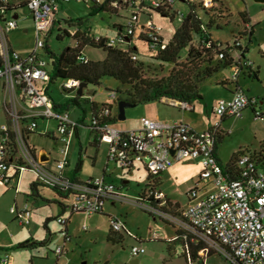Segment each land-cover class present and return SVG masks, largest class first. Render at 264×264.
I'll return each instance as SVG.
<instances>
[{
	"label": "built area",
	"instance_id": "1",
	"mask_svg": "<svg viewBox=\"0 0 264 264\" xmlns=\"http://www.w3.org/2000/svg\"><path fill=\"white\" fill-rule=\"evenodd\" d=\"M0 103L10 104L7 108V121L0 125V183L8 184L16 178L17 185L25 171L35 172L39 182L70 192L65 207L72 212L87 214L100 213L107 202H129L138 205L156 218L172 224L177 231L183 250L187 253L188 264H264V156H253L250 152L238 155L235 167L226 168L216 151L220 121L205 131H198L181 120H159L142 117L141 126L133 129H121L107 121L115 117L113 108H100L90 118L88 128L95 131L101 141L108 142V159L118 163L123 169H132L141 165L152 176L166 171L175 162L185 159L198 160L202 165L199 180L188 191L190 201L181 209L168 204L160 191H149L147 197L137 196L136 200L127 197L114 182L105 176H96L87 180L67 177L64 170L69 163L68 149L78 127L82 125L66 109L55 106L49 93L48 83L51 72L45 47L52 26L58 21L60 4L71 1L92 3L93 0H0ZM19 1L27 3L32 17L35 41L31 50L23 55L10 40V33L18 28L19 12H10L8 5ZM101 1V0H96ZM176 0H112V6L129 13L125 16L124 28L114 37H107L106 45L115 47L129 43L130 37L138 38L142 34L158 41L161 37L152 20L139 22L141 14L139 4L145 2L153 7L172 5ZM210 6L211 0H203ZM180 18L183 13L180 11ZM18 18H14V15ZM102 36H96L100 40ZM230 53L234 56V46L241 45L239 39L230 44ZM166 44L162 45L164 48ZM225 46V45H224ZM239 51V50H238ZM241 52L234 56L230 80L234 84L232 96L219 99L214 105V113L222 119L226 116L241 118L246 108L254 106L255 117L264 120V106L250 98L239 84L240 75L252 68V61L241 59ZM223 58L224 52L219 53ZM137 55L133 54L132 59ZM87 61L88 57L81 55ZM77 84L69 80L63 84L72 90ZM111 99L116 98L111 93ZM184 110H191L189 102L172 101ZM263 102V101H262ZM40 119L53 120L56 128L53 134L59 140L62 155L55 161L52 169L45 160L35 154L28 143V134L35 132ZM26 120V121H25ZM45 134H49L48 131ZM8 171H11L10 177ZM17 172V175L14 174ZM155 178H151L150 184ZM199 187L207 191L198 197ZM209 188V190H207ZM198 197V198H197ZM18 211L17 219L23 226L31 224L32 209L28 203ZM57 221L66 224L67 219L58 217ZM114 232L124 230V221L116 216L109 219ZM203 245L214 253L204 258H192L191 246ZM133 257L145 252V247L135 244L131 247ZM55 253L60 256L64 247L58 245ZM201 254V249L198 251ZM218 256L219 262L210 261ZM0 264H11V256L0 257Z\"/></svg>",
	"mask_w": 264,
	"mask_h": 264
},
{
	"label": "rangeland",
	"instance_id": "2",
	"mask_svg": "<svg viewBox=\"0 0 264 264\" xmlns=\"http://www.w3.org/2000/svg\"><path fill=\"white\" fill-rule=\"evenodd\" d=\"M14 1V0H10ZM198 2L200 0H191ZM197 5V4H196ZM207 6V5H206ZM178 12L187 13L189 11V4L183 0H176L173 6ZM208 7V6H207ZM197 11L206 24L208 17L214 22L222 25L221 27L213 26L209 29L212 39L225 45L226 43L232 44L234 38L241 39L244 46L248 47L247 59L263 63L262 54L264 52V1L259 0H220V3L212 7L208 12V17L199 10ZM246 11L255 24L254 38L249 41L242 33L243 24L239 13ZM18 28L10 33V40L15 48L23 55L27 54L35 41L34 24L32 17L27 8L22 7L18 10ZM170 12V11H169ZM172 12V11H171ZM129 11L119 9L118 13L111 10L99 12L93 8V4L85 3L83 1H71L68 3L60 4V10L57 17L59 21H55L52 26V33L48 38L49 46L56 52H60L64 47L72 44L74 39L69 36H63L62 39H57V27H67L70 21L77 23L78 19H84V23L80 28L95 36L114 37L117 35V25H124L125 16ZM141 24L145 25L146 22L152 19L153 25L157 27L158 34L165 42L172 39L175 30L181 25L180 14H177L173 20L169 15H164L156 11H147L139 15ZM24 29H27L25 32ZM240 30V31H239ZM239 31V32H238ZM199 38L194 35L191 41V46L195 48L194 56L188 58V47L182 51L176 63L163 62L158 59L157 55L150 53L147 43L143 40L134 39V43L138 47L137 63L141 64V71L143 78L153 83H166V79L172 75V82L174 78L186 77L187 81L196 83V86L202 85L201 92L204 96V101H196L198 107L195 112H184L192 118H196L201 123L207 122V115L211 118V104L221 94L227 93V88L220 85L224 81L225 76H229L230 70L222 68L218 73L212 75L210 78L197 84V81L202 78L201 70L208 64L207 60L211 59V66L217 61V56L214 51L203 52L200 45ZM200 51L201 55H199ZM85 53L90 59H102L105 52L101 49L86 48ZM186 75H183V73ZM201 73V74H200ZM200 74V75H198ZM65 83L64 80L58 79L49 86V93L53 100L60 103H66L70 100L74 92L62 91L61 86ZM110 89L125 92L133 91L131 86H123L119 88V82L115 79L108 80ZM107 88V87H106ZM85 94L95 95L96 101L101 104L102 100L105 103L110 99L111 93L107 90L99 91L89 85ZM120 95H122L120 93ZM125 95V94H123ZM166 100V99H165ZM162 106L163 101H153L146 104H139L129 106L125 111V119L118 120L113 123V126L121 129L137 128L144 113H149L156 110L160 119L168 114H176L180 112L176 107L168 105L169 101ZM86 110V118L84 119L85 125L90 124V111L89 108L83 105ZM11 105L0 103V125L7 121V108L10 109ZM65 109V108H64ZM70 115L76 117L79 114V107L70 105L68 108ZM155 119V118H154ZM157 119V118H156ZM236 119H232L230 126L239 127ZM246 125L243 130L238 129L236 132L230 134L225 139V145H233L238 139L252 141L257 145L264 144V120L253 122L251 118L246 119ZM256 121V120H255ZM47 126V127H46ZM55 131L56 122L53 120L40 121L37 130H44V128ZM36 130V131H37ZM31 140L37 143L38 148H45L51 151L53 157L59 158L57 153V141L53 137H48L41 133H33ZM55 140V141H54ZM88 137L84 130L81 135L80 144L76 139L71 143L68 149V159L70 165L66 166V170H72L79 158L82 160V169L80 176L86 178L94 175H101L104 167L108 164L110 175L106 177L108 180L114 182L118 187H122V180H128L127 189H122L124 194L132 200L137 199L139 191L144 187V168L140 165V170L129 173L127 169H123L118 163L108 159L109 147L108 142L102 141L99 145L98 151L96 147L88 143ZM260 147V146H259ZM94 157V159H93ZM179 164H173L169 167L168 173L172 174V181L164 182L161 189L169 191L174 200H177L180 206H186L188 202L187 185L190 180L191 174L194 172V167L187 166L179 173ZM1 175V171H0ZM11 171H8L10 177ZM23 182L17 185L16 178L11 179L10 183H0V254L6 256L11 254L14 264H131L133 259L131 247L137 244L135 236H143L150 238L153 233L169 232L173 233V228L161 221L154 219V216L147 211L140 208L134 203H118L114 207V211L122 212L123 216L127 211V230L130 231V236L122 232L126 238L125 240L113 242L108 241V236L112 234L110 221L107 215L94 213L88 215L87 213H75L71 219V230L74 233L70 242H65L64 253L58 257L55 253V248L60 245L64 246V236L59 232L64 230V226L60 225L56 220L57 215L60 213V204L53 198L57 197L54 190L40 186L39 191L42 197L33 200L29 195L31 194L30 182L36 179L35 172L32 170L23 173ZM209 190V188H207ZM207 191L199 187L197 196L203 197ZM33 197V196H32ZM25 203H28L32 209L31 224L23 226L17 219L18 211L15 208H22ZM106 208L110 207L109 202L105 204ZM111 209V207H110ZM64 218H68L69 212H66ZM122 216V217H123ZM49 227L52 233H55L54 239L50 240L48 245L35 246L33 248L18 247V244L24 239L33 236L37 240H44L49 237L44 223L47 218H51ZM145 251L138 257V264H187L185 257L181 255V251L168 252L166 242H158L153 239L144 242ZM201 246V254L199 257L204 258L207 255L214 253L211 248ZM66 248V251H65ZM59 258V260H57ZM210 261L219 262L218 256H213ZM200 264V263H199Z\"/></svg>",
	"mask_w": 264,
	"mask_h": 264
},
{
	"label": "trees",
	"instance_id": "3",
	"mask_svg": "<svg viewBox=\"0 0 264 264\" xmlns=\"http://www.w3.org/2000/svg\"><path fill=\"white\" fill-rule=\"evenodd\" d=\"M189 4V11L187 13H183L181 17V25L179 28L175 30V33L171 40L165 42L162 37L159 38L158 41L152 40L148 35L142 34L138 38L130 37L129 43L121 44L115 47H109L106 45L107 36H102L100 40H96L95 35H91L89 32L84 31L80 28V26L84 23V19H78L77 23L70 21L68 26L66 27H58L56 37L57 39H62L63 36H69L74 39V42L66 47H64L60 52H56L53 50L49 44L47 43L45 47V53L50 61L51 72L49 77L48 88L50 84L54 83L58 79H62L65 82L69 80H74L77 84L72 90H67L62 85V91L65 92H74L73 97L68 100L66 103H61V107L68 110L70 105H75L78 107H82L79 103V100L82 98V95L77 93L79 85L81 83H86L87 85H91L94 88H98L99 86L104 85L105 79H115L119 82V88L123 86H131L133 91H119L118 89L112 90L109 89L110 93H115L116 98L114 100L109 99L108 102L102 104L101 108L109 107L113 108L114 105L119 101H124L129 104L139 105L146 104L153 101H178V102H190L191 99L196 98L198 96V85L196 83H192L191 81H187L186 77H177L174 78L172 82V73L166 79V83H153L147 81L143 78L141 71V64L137 63L136 60L132 59L133 54H138V47L134 43V39L143 40L147 43L148 50L150 53L157 55L158 59L163 62L176 63L178 58L180 57L183 50L188 47L187 57L190 58L194 56L195 48L191 46V41L193 36L196 35L200 40V45L202 47L203 52H211L214 51L217 56L216 63L211 66V59L207 60V65L203 70H201L202 78L197 81V84L203 82L204 80L210 78L212 75L218 73V71L222 68L230 69L232 64H234L235 58L230 53V48L232 46L230 43H226L225 46L222 43H219L212 39V36L209 32V29L213 26L221 27L219 23L214 22L213 19L208 17V12L212 9V7L216 6V4L220 3V0H211L212 4L210 6H206L203 0H200L195 3V1L191 0H183ZM1 3V1H0ZM199 10L202 11L207 17L208 20L206 24H203V20L197 11V5ZM174 5H166L164 7H153L152 5L140 2L139 8L141 13H147V11H156L158 13L169 15L171 19L175 18L178 11L173 7ZM27 8V3L25 1H19L16 5H8V10L10 12H17L20 8ZM93 8L98 10L99 12H103L106 10H111L114 13H118V8L112 6V0H101L96 1L93 0ZM170 11V12H169ZM172 11V12H171ZM240 18L243 24L242 33L244 36L251 41V37L254 32V25L251 24L250 18L248 17V13L246 11H242L239 13ZM125 18V17H124ZM123 26L117 25V33H120L123 30ZM209 28V29H208ZM240 31V30H239ZM238 31V32H239ZM52 32V30H51ZM237 39V38H234ZM166 44L164 48L162 45ZM86 48H96L101 49L105 52V56L102 59H90L85 53ZM235 50H239L241 52V59H246V53L248 51V47H243L242 45L234 46ZM200 51L199 55L203 53ZM224 52L223 58H219V53ZM81 55H85L88 57V60L85 62L80 59ZM1 65V58H0ZM249 70H251L249 68ZM252 71V70H251ZM200 73V74H201ZM198 74V75H200ZM183 75H186L184 72ZM256 76V74H254ZM64 84V83H63ZM228 84H233L230 78L224 79L222 82V86H227ZM234 85V84H233ZM84 89V88H83ZM120 93L122 95H120ZM125 94V95H123ZM93 108V107H92ZM83 109V107H82ZM92 115L94 116L98 110L95 108L92 109ZM118 120V112L116 117L111 119H107L111 123H114ZM92 131V130H91ZM95 132V131H93ZM253 156L258 157L264 156V144H261L259 150L255 153H252ZM238 155H235L232 159L231 163L226 164V168L235 167L236 159ZM82 169V160L79 158L78 162L75 165L73 171V179H77V175L81 172ZM148 174V182L144 185V187L140 190L138 196L147 197L148 201H153V197L148 198L147 193L149 191H158V188L161 185V176L162 173L155 174L154 176L150 175L147 170H145ZM14 174L17 175V172L14 171ZM155 178L152 184L149 183L151 178ZM91 179V178H89ZM39 186H46L55 191L57 196L60 199L67 200L70 192L64 191L57 187H51L46 184L39 182L36 179L31 185V194L30 196H39L37 194ZM126 185L122 184V187L125 188ZM170 202L168 201V204ZM61 205V204H60ZM62 206V205H61ZM103 212V211H102ZM100 212V213H102ZM58 218V217H57ZM56 218V220H57ZM53 218H47L44 223V228L47 233L51 235L50 229L48 227V222ZM64 225V224H63ZM179 232L177 233V235ZM50 242V237L44 240H35L32 237L20 242L18 247L24 248H33L35 246H45ZM201 249V246H191L190 247V255L192 258H197L198 251ZM212 255V254H210ZM185 260L188 264V256L187 253L184 252ZM201 263V261H199Z\"/></svg>",
	"mask_w": 264,
	"mask_h": 264
},
{
	"label": "crops",
	"instance_id": "4",
	"mask_svg": "<svg viewBox=\"0 0 264 264\" xmlns=\"http://www.w3.org/2000/svg\"><path fill=\"white\" fill-rule=\"evenodd\" d=\"M174 3H173V5H174ZM248 17L250 18L249 15H248ZM250 21H251V18H250ZM139 22H140V17H139ZM251 24H253L252 21H251ZM253 25H254V32H253V35L251 37V40L254 38V35H255V24H253ZM24 31L26 32L27 29H24ZM239 41H240V43H241V45L243 47H246V46H244V44H243V42H242L241 39ZM247 53H248V51H247ZM260 53L262 54V57L261 58L264 59V52L260 51ZM238 54H239V51L236 50L234 52V56H238ZM246 57H247V55H246ZM252 63H253L252 64V68H251L252 71L251 70H247L242 75H240L239 84L246 90V92H247V94L249 95L250 98L257 99L259 101V105L262 104L264 106V65H263V63H259V62H255V61H252ZM230 73H231V70H230ZM254 74H256V76H254ZM230 75L229 76H225L224 79H227L228 77H230ZM108 80L109 79H105L104 80V85L99 86L97 89H99V91H104V90L109 91L110 85L108 86ZM88 86L89 85H87V86L84 87V89H83L84 95L79 100V103L83 107V109H82V107H79V114L76 117H73L74 119H77L80 122H82V125L80 127H78V129L76 131V135L73 137L72 142L74 141V139H76L78 141V143L80 144V147L82 148L81 135H82V131L84 130V132H86L87 137H88V140H89L88 143L90 145H93L94 147H96V149L98 151L99 145L101 144L102 141L100 140V137H99V135L96 132L91 131L88 128V125H85L84 119L86 118V110H85V108H84L83 105H85L86 107L89 108L90 118H91L92 117V112H93L92 109L95 108L96 110H99L101 108L102 104L105 103L104 101H106V99L105 100H102L101 104H99L96 101L95 95H92L91 96V95L85 94V91L88 89ZM224 87L227 88V93L224 94V95L221 94L211 104V114L214 115V117L211 118V116H209V113H208V115H207V122L206 123H201L196 118L189 117L188 115H186V113H184V112H189V113L195 112L196 109L198 108L196 106V103L195 102L198 101V100L204 101L205 98H204V96H203V94L201 92L202 85L198 87V92H197L198 96L196 98L191 99L190 102H189L192 105V109L191 110H184L180 106L175 105L172 101H169L168 100L169 101L168 102L169 103L168 105H171V106L176 107L180 112H178L176 114H168V115H166L164 117L165 119H160L159 116H158L157 111L156 110H152L149 113H144L143 114V117H150V118H155V119L157 118L159 120H181L184 123L190 125L194 129H196L198 131H201V132L202 131H205V130L211 128V127H213L215 125L216 121L219 120L220 121L219 134H218V138H217V141H216L215 151H216V153H217L220 161L224 165H226L228 163H231V161H232V159L234 158L235 155H239L242 152L255 153V152H257L259 150V146H261V145H259L257 148H254V145H257L254 142L248 141V140H240V139H238L235 143H233V145L229 146V145H225L226 144L225 139L228 136H230V134L236 132L238 129L243 130V128H244V126L246 125V122H247L246 119L251 118L253 122H257L258 120L259 121H262V120L257 119L255 117V111H254V108L255 107L254 106H250V107L246 108L245 111H244V114H243V116L241 118H237V117H233V116H226V117H223L222 119H220V117L217 116L214 113L213 107L219 101V99H222V98L228 99V98H230L232 96V92H233L234 85L233 84H228L227 86H224ZM53 101H54V104H55V106L57 108L64 109L63 107L59 106V105H61L60 102H56L55 100H53ZM108 101H109V99L107 100V102ZM162 101H163L161 103L162 106L167 107L165 105V103L167 101L166 100H162ZM112 112H113V115L116 117L117 112H118V107H117L116 104L114 105ZM233 118L237 120L236 122L239 124V127H234L233 128L232 126H230L231 120ZM42 120L43 121H49V120L40 119L39 122L42 121ZM39 122H38V126H39ZM114 123H116V122H114ZM141 124H142V122L140 120L138 127H140ZM46 127L44 128V130H39V131L37 130L35 132L29 133L28 136H27L28 137L27 139H28V143H29L30 148L32 149V151L35 154H37L39 157H41V159L45 160L46 163L48 164V166H50L52 169H55L56 168L55 167V161L57 159H60L62 157V155L60 153V150H59V147H60L59 145L61 144V142L59 140L55 139L57 141V143H58V145H57V153L60 156L59 158H56V157H53L52 156L50 150H47L45 148H38L37 143H35V142H33L31 140V135L33 133H36V132L41 133V134L44 133V135H46L48 137L51 136V137L55 138L54 137L55 135L53 134L54 131L47 129ZM46 131H48V133H49L48 135L45 134ZM93 159H94V157H93ZM177 163L179 164V167L182 170H184L187 166L194 167V172L191 174L189 183L187 184L189 186H187V189L186 190L189 191L196 184V182L199 180V176H200V173L202 171V165H201V163L198 160H193V159L180 160V161L175 162L174 164H177ZM68 165H70V161H69ZM74 168L72 170H66L65 169L64 170V174L67 177H70V178L73 179V171H74ZM139 170H140V165H137V166L133 167L132 169H129L128 172L129 173H132L133 171H137L138 172ZM168 170H169V168L166 171H164L163 174H162V176H161V178H162L161 179V185L158 188V191H160V192H162L164 194L165 199L168 200L170 202L169 204L172 205L174 208H177V209L184 208L185 206L184 207L180 206L179 202L177 200H174L172 198V196L170 195V192L169 191H163L161 189V187L164 184V182L166 183V182L172 181L171 180L172 179L171 178L172 177V174L171 173H168L167 172ZM182 170L179 172L180 174H181ZM144 171H145V169H144ZM102 175L105 176V177H108V175H110V171L108 170V164L104 167V170H103V172H102L101 175H94V176H89V177H86V178H82L80 176V173H79L77 175V179L82 181V180H87L89 178H93V177H96V176H102ZM22 178H23V175H22ZM35 180L36 179H34L32 182H30L29 185H31ZM21 182H23V179H21L20 183ZM122 182H123V184L126 185V189H127V185L129 183L128 180H122ZM146 182H148V174L145 171V174H144V185L146 184ZM39 188H40V186L38 187V192H37V194L39 196H33V197L30 196V195L29 196L31 198H33L34 201H36L37 198H39V197H41L42 199L47 200L45 197H42V195H41V193L39 191ZM122 189L123 188H121V191H122ZM122 192L124 193V191H122ZM53 199L56 200V201H58L59 204L62 205V206L60 205V213L57 215V217H63L64 218L65 217L64 216L65 213L66 212H69L68 218H65V219H67V223L64 224V225L61 224V223H59L60 225H63L64 226V230L62 232H59V234L61 236H64V246L63 247H66L65 246V242L66 241L67 242H70L71 239H72V237L73 236L75 237L74 233L72 234V230H71V219L73 218V216H74L75 213H84V212H72L70 209H68V208L65 207L66 200L60 199L58 196L56 198H53ZM189 201H190V199L188 198V202ZM188 202H187V204H188ZM118 203H127V202H115V203L109 202V206L111 207V209H110V207L109 208L108 207L106 208V206H104V210L101 213V214L107 215L109 219H110V217L116 216V217L121 218L124 221V230L123 231H121V232H114L111 229L112 234H110L108 236V241L112 240L113 242H118V241H121L122 242L123 240H125L126 236L122 232H124L126 235L128 234L130 236V231L127 230V211L125 212V214L123 216V213L122 212H119L118 213V212H116V211L113 210L114 207L116 206V204H118ZM51 218H53V217H51ZM154 219H156V217H154ZM161 221H163L166 224L170 225L173 228V233H169V232L153 233L150 238H147V237L144 238L143 236H137L136 235L135 236V239L137 241V244H141V245L144 246V242L145 241H149L151 239H153L154 241L157 240L158 242H166V244H167V248L166 249H167L168 252L175 251L176 253H178V252L181 251V255H184L182 241L180 239H176L175 238V236L178 233L177 229L172 224H170V223H168V222H166L164 220H161ZM49 222H48V227H49ZM49 229H50V227H49ZM50 233H51V235H49V237H50V240H52V239H54V237H55L56 234L55 233H52L51 232V229H50ZM30 237H32L33 239L37 240L36 238H34L31 235H30ZM30 237H28V238H30ZM28 238H26V239H28ZM26 239H24V240H26ZM65 251H66V248H65ZM10 256H11V264H14L12 255L10 254ZM0 257H2L1 254H0ZM133 258H135V257H133ZM57 260H59V258Z\"/></svg>",
	"mask_w": 264,
	"mask_h": 264
},
{
	"label": "water",
	"instance_id": "5",
	"mask_svg": "<svg viewBox=\"0 0 264 264\" xmlns=\"http://www.w3.org/2000/svg\"><path fill=\"white\" fill-rule=\"evenodd\" d=\"M259 1H264V0H259ZM14 18H18V15L16 14V15H14L13 16ZM86 86V83H81L80 85H79V88H78V90H77V93L79 94V95H82V93H83V88ZM129 106H135L134 104H129V103H127V102H124V101H119L118 103H117V107H118V119L119 120H123V119H125V111H126V108L127 107H129ZM131 264H138V259L137 258H133L132 260H131Z\"/></svg>",
	"mask_w": 264,
	"mask_h": 264
}]
</instances>
